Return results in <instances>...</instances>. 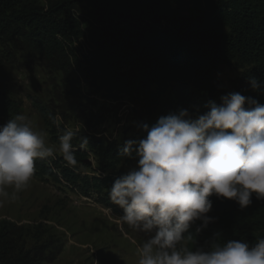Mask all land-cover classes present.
I'll use <instances>...</instances> for the list:
<instances>
[{
	"label": "trees",
	"instance_id": "trees-1",
	"mask_svg": "<svg viewBox=\"0 0 264 264\" xmlns=\"http://www.w3.org/2000/svg\"><path fill=\"white\" fill-rule=\"evenodd\" d=\"M20 37L35 54L62 57L70 66L106 76L118 65H134L136 90L150 105L145 113L149 127L162 116L186 109L192 118L209 111V101L240 93L264 104V0H209L201 12L185 16L171 9L168 0H53L46 7L39 0H0V44ZM92 46L84 51L82 41ZM79 47H77V46ZM235 64L240 76L230 92L216 78L221 65ZM249 77L260 87L253 90ZM49 133L57 136L56 123L44 107L34 105ZM20 104L0 86V126L20 114ZM137 135L130 140L146 136ZM74 148L75 165L63 155L37 159L34 178H52L77 190L85 198L122 216L109 191L114 181L137 167L138 158L125 156V142L85 137ZM94 161L95 168L92 167ZM80 168L89 169L84 172ZM215 219L202 226L197 220L185 241L190 250H210L230 240L254 245L264 238V199L252 198L241 209L234 200L209 197ZM200 229V231H197ZM6 255L12 256L9 248ZM0 257V264L22 260ZM10 256V257H11Z\"/></svg>",
	"mask_w": 264,
	"mask_h": 264
},
{
	"label": "clouds",
	"instance_id": "clouds-1",
	"mask_svg": "<svg viewBox=\"0 0 264 264\" xmlns=\"http://www.w3.org/2000/svg\"><path fill=\"white\" fill-rule=\"evenodd\" d=\"M249 81L253 90L260 87L256 77ZM220 100L209 101V111L196 118L180 109L151 127L143 124L146 136L125 142L123 154L137 157V167L117 178L108 195L123 209L122 227L149 234L138 246V264H264V238L254 245L215 243L207 251L185 243L193 242L184 235L192 224L199 220L206 227L215 219L207 215L213 194L241 209L252 204L253 193L264 199V104L238 92ZM57 128L59 151L75 165L77 133ZM46 135L24 114L0 126V203L15 200L28 186L37 159L54 158Z\"/></svg>",
	"mask_w": 264,
	"mask_h": 264
},
{
	"label": "rangeland",
	"instance_id": "rangeland-1",
	"mask_svg": "<svg viewBox=\"0 0 264 264\" xmlns=\"http://www.w3.org/2000/svg\"><path fill=\"white\" fill-rule=\"evenodd\" d=\"M39 1L46 7L53 0ZM168 1L185 16L201 12L209 2ZM79 46L86 51L92 43L85 40ZM83 69L62 57L35 54L20 37L0 44V86L20 104V114L46 132L55 155H62L60 132L57 128L55 137L49 133L34 105L55 117L56 127L77 133L74 148L85 137L122 142L144 135L141 126L150 105L136 90L135 66L118 65L106 76ZM240 73L235 64L221 65L216 78L230 92ZM91 165L96 167L94 161ZM119 217L64 183L33 177L15 200L0 203V257L9 248L8 261L18 258L22 264H138V246L149 234L122 227Z\"/></svg>",
	"mask_w": 264,
	"mask_h": 264
}]
</instances>
